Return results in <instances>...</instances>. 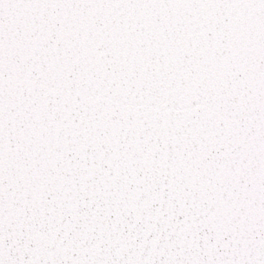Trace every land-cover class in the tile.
I'll return each mask as SVG.
<instances>
[{
    "label": "snow or ice",
    "instance_id": "snow-or-ice-1",
    "mask_svg": "<svg viewBox=\"0 0 264 264\" xmlns=\"http://www.w3.org/2000/svg\"><path fill=\"white\" fill-rule=\"evenodd\" d=\"M0 264H264V0H0Z\"/></svg>",
    "mask_w": 264,
    "mask_h": 264
}]
</instances>
